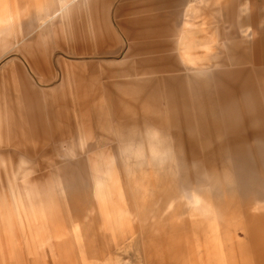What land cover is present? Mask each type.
<instances>
[{"label":"rangeland","instance_id":"rangeland-1","mask_svg":"<svg viewBox=\"0 0 264 264\" xmlns=\"http://www.w3.org/2000/svg\"><path fill=\"white\" fill-rule=\"evenodd\" d=\"M89 1L0 0V264H264V0Z\"/></svg>","mask_w":264,"mask_h":264},{"label":"crops","instance_id":"crops-1","mask_svg":"<svg viewBox=\"0 0 264 264\" xmlns=\"http://www.w3.org/2000/svg\"><path fill=\"white\" fill-rule=\"evenodd\" d=\"M68 3H75L78 2L79 0H67ZM107 1V0H106ZM118 0H116L117 3ZM121 4L118 7L119 9H124V8H128V6H137L139 8L142 9H148L150 8L149 5H155L157 4L158 0H139V1H133L130 2L128 0H121ZM113 2V1H112ZM90 6L93 5V0L89 1ZM81 5V3L79 4ZM127 5V6H126ZM89 6V9L91 11V7ZM231 11V10H230ZM228 10L227 7H225V9L223 10L224 12V17L227 19H232L233 17L231 16V13ZM57 14V13H56ZM91 15V12H90ZM55 17V15H54ZM235 19V18H233ZM150 20L152 21H157L160 20L159 16H155L150 18ZM247 19H242L239 20V22H232L233 26L235 25L237 28L241 27L242 25H244L246 23ZM134 25V24H133ZM133 25H129V24H124V29L123 32L124 34L129 37V36H133L136 35V37L138 36H142L143 33L145 32V29L141 30V29H133ZM235 27V28H236ZM169 30H167L166 32L164 31V34H168ZM205 49H207V45L204 46ZM131 49V48H130ZM184 58L185 61L191 65V66H195L197 65V60L191 55V53H189L188 51H185L184 53ZM264 96V95H263ZM255 98V95L253 93V95H247L245 96L244 99H248V100H253ZM207 100H209V97H206ZM224 114L225 116V122L229 125V128H233L234 123H236L229 115H234L235 114V109L232 110V112L230 111H225ZM258 115H260V113L257 112ZM263 130V131H261ZM253 136L259 137V138H264V129H260L257 130L255 132H253ZM246 139V138H245ZM243 140L242 137H239V142L237 143V146L234 148V155L236 156H242V155H249V156H261L259 159L257 158L258 161H260L259 163L256 164V168L261 167V170H264V144L260 145V146H253L252 147H247L244 145H240L241 141ZM256 158V157H255ZM251 162L254 161L252 158L250 160ZM251 166L249 167L250 171L256 170V168H254L253 163L250 164ZM257 165H259L257 167ZM235 169H236V173H237V187L236 188H231L229 189L228 193H233L236 194L237 191H242L245 193H249L252 196H255V199H261L264 200V191H258V187L254 188L252 186H247V185H243V180H242V175H241V163H235ZM189 172V176H192V178L197 179V174H191V170L188 169L186 170ZM252 174V172H251ZM253 175V174H252ZM212 174H210V178H212ZM250 181H252V179H250ZM232 185V182L230 183ZM228 196H230L229 194H227ZM237 200V199H235ZM193 201L195 203H199V197L194 196L193 197ZM237 215V210L232 209V205L229 202H226L224 205V209L220 215L219 218V224H218V238H219V255L218 257L220 258V262L225 263V264H233L234 262V253H235V249L237 245H240L241 243H243L244 241L241 240V238L238 235V230L241 228V224H239L237 221L233 220L234 218L231 217H235L236 218ZM234 227V228H233ZM245 234H246V230H244Z\"/></svg>","mask_w":264,"mask_h":264}]
</instances>
